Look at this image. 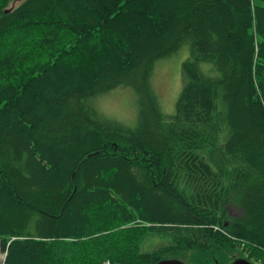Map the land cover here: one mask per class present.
<instances>
[{"label":"trees","instance_id":"1","mask_svg":"<svg viewBox=\"0 0 264 264\" xmlns=\"http://www.w3.org/2000/svg\"><path fill=\"white\" fill-rule=\"evenodd\" d=\"M12 1L1 264H264V0ZM184 45L165 115L152 70ZM116 88L135 93L133 128L96 110Z\"/></svg>","mask_w":264,"mask_h":264},{"label":"rangeland","instance_id":"2","mask_svg":"<svg viewBox=\"0 0 264 264\" xmlns=\"http://www.w3.org/2000/svg\"><path fill=\"white\" fill-rule=\"evenodd\" d=\"M22 0H13L10 9L16 7ZM34 51L39 53L38 50ZM190 57L189 47L182 46L175 54L158 60L153 67L150 85L158 96L160 108L165 115L174 113V106L179 93L185 83L182 66ZM100 97V96H99ZM96 100V110L104 117L118 122L126 127L133 128L137 119V99L130 88H116ZM230 214L240 216L242 210L229 208ZM185 264L183 256L174 258ZM3 254L0 251V264Z\"/></svg>","mask_w":264,"mask_h":264},{"label":"water","instance_id":"3","mask_svg":"<svg viewBox=\"0 0 264 264\" xmlns=\"http://www.w3.org/2000/svg\"><path fill=\"white\" fill-rule=\"evenodd\" d=\"M156 264H184V263L179 260L172 259V260H162ZM232 264H253V263L245 259H236L232 262Z\"/></svg>","mask_w":264,"mask_h":264},{"label":"built area","instance_id":"4","mask_svg":"<svg viewBox=\"0 0 264 264\" xmlns=\"http://www.w3.org/2000/svg\"><path fill=\"white\" fill-rule=\"evenodd\" d=\"M103 264H109V262H104Z\"/></svg>","mask_w":264,"mask_h":264}]
</instances>
